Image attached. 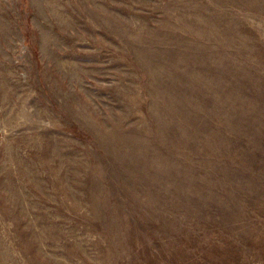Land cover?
Here are the masks:
<instances>
[{"label":"rangeland","instance_id":"obj_1","mask_svg":"<svg viewBox=\"0 0 264 264\" xmlns=\"http://www.w3.org/2000/svg\"><path fill=\"white\" fill-rule=\"evenodd\" d=\"M0 264H264V0H0Z\"/></svg>","mask_w":264,"mask_h":264}]
</instances>
